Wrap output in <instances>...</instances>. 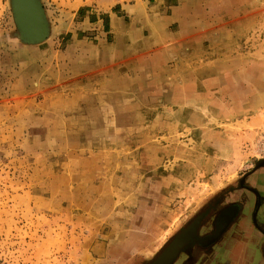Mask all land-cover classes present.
Here are the masks:
<instances>
[{
	"label": "rangeland",
	"instance_id": "1",
	"mask_svg": "<svg viewBox=\"0 0 264 264\" xmlns=\"http://www.w3.org/2000/svg\"><path fill=\"white\" fill-rule=\"evenodd\" d=\"M36 1L26 35L0 0V264H145L264 157V13L240 30L225 88L172 109L140 78L71 92L56 60L75 1Z\"/></svg>",
	"mask_w": 264,
	"mask_h": 264
},
{
	"label": "crops",
	"instance_id": "2",
	"mask_svg": "<svg viewBox=\"0 0 264 264\" xmlns=\"http://www.w3.org/2000/svg\"><path fill=\"white\" fill-rule=\"evenodd\" d=\"M74 1L75 21L60 25L69 33L56 60L61 84L74 94L112 85L125 92L128 79L140 78L151 93L172 94V109L189 107L188 94L225 88L222 78L238 71L240 30L264 13L249 5L255 0ZM229 249L238 253L239 243Z\"/></svg>",
	"mask_w": 264,
	"mask_h": 264
},
{
	"label": "flooded vegetation",
	"instance_id": "3",
	"mask_svg": "<svg viewBox=\"0 0 264 264\" xmlns=\"http://www.w3.org/2000/svg\"><path fill=\"white\" fill-rule=\"evenodd\" d=\"M195 234L171 264H264V157L204 200L163 246L174 236L172 244ZM233 241L239 243L238 253L229 249Z\"/></svg>",
	"mask_w": 264,
	"mask_h": 264
},
{
	"label": "water",
	"instance_id": "4",
	"mask_svg": "<svg viewBox=\"0 0 264 264\" xmlns=\"http://www.w3.org/2000/svg\"><path fill=\"white\" fill-rule=\"evenodd\" d=\"M15 21L23 34L31 35L41 30V10L36 0H11ZM257 165V164H256ZM201 217V215H199ZM181 231V230H180ZM179 231V232H180ZM179 232L177 234H179ZM176 234V235H177ZM175 237V236H174ZM173 237V238H174ZM171 238L146 264H171L182 245L172 244ZM170 244V245H169Z\"/></svg>",
	"mask_w": 264,
	"mask_h": 264
},
{
	"label": "bare ground",
	"instance_id": "5",
	"mask_svg": "<svg viewBox=\"0 0 264 264\" xmlns=\"http://www.w3.org/2000/svg\"><path fill=\"white\" fill-rule=\"evenodd\" d=\"M196 218H199V217H196ZM196 218H195V219H196ZM195 219H193V221H194ZM193 221H192V222H193ZM192 222H191V223H192ZM191 223H190V224H191ZM190 224H189V225H190ZM214 233H215V232H214ZM214 233H213L212 235H214ZM179 235H180V233H179ZM177 236H178V235H177ZM177 236H176V237H177ZM176 237H175V238H176ZM175 238H174V239H175ZM174 239H173V240H174ZM189 239H197V234L188 237L187 239L183 240L182 242H175L173 245H177V244H181V243L183 244L185 241H188ZM213 239H214V238H213ZM213 239H212V240H213ZM173 240H172V241H173ZM212 240H211V241H212ZM172 241H171V242H172ZM211 241H209L208 243H210ZM185 243H186V242H185ZM182 244H181V245H182ZM169 245H170V244H169Z\"/></svg>",
	"mask_w": 264,
	"mask_h": 264
}]
</instances>
